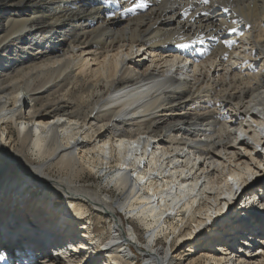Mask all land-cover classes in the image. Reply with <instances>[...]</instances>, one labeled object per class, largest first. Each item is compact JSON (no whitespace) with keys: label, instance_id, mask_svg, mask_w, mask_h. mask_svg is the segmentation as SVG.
<instances>
[{"label":"bare ground","instance_id":"obj_1","mask_svg":"<svg viewBox=\"0 0 264 264\" xmlns=\"http://www.w3.org/2000/svg\"><path fill=\"white\" fill-rule=\"evenodd\" d=\"M138 2L0 0L2 264H264V0Z\"/></svg>","mask_w":264,"mask_h":264},{"label":"rangeland","instance_id":"obj_2","mask_svg":"<svg viewBox=\"0 0 264 264\" xmlns=\"http://www.w3.org/2000/svg\"><path fill=\"white\" fill-rule=\"evenodd\" d=\"M111 20H113V22L114 21H116V22H119V24L121 25V23H122V21H124V20H120V19H118V18H113V19H111ZM115 25V24H114ZM32 44H34L33 42H32ZM9 48V47H8ZM7 48V49H8ZM11 49H14V47L13 48H11ZM30 49L31 48H29V52H30ZM35 51V48H34V50L32 51V52H34ZM1 55H0V58H2L3 60H11V59H16V54H15V52L14 53H12V52H10V48H9V50L6 52V51H4V52H1L0 53ZM10 54H12V57H10L9 55ZM10 57V58H9ZM11 141H14V139L13 138H11ZM10 150H14V151H10ZM16 148L15 147H13V145L11 144V146L8 148V151L9 152H11L12 154H15L16 153ZM19 158H21V160H23L24 161V164L25 165H27L28 166V164H30L29 163V161L25 158V156L24 155H22L21 157L20 156H18ZM30 159H33V157H31L30 156ZM17 165H20L19 163H17ZM15 169V168H14ZM52 176H57L56 174V172L55 171H53V173H50ZM34 177H37V179L38 180H40V181H46V179H44V178H42V177H40L39 175H38V171H35L34 172ZM85 177V179H86V181H89V182H95L96 184H100V185H103V182H101V180L102 179H97L96 177L94 178L93 176H90V177H88V175L86 176H84ZM87 177V178H86ZM3 178H5L4 176H2V174H1V169H0V182L2 181V179ZM92 178V179H91ZM261 178H259L258 180H260ZM99 180V181H98ZM15 181V178H13L10 182H9V184L6 186V187H10V185L13 183ZM28 182H30V183H34V180H32V179H28L27 180ZM35 187H32V188H34V189H37L38 188V186L37 185H35V184H33ZM260 186H262V185H259V187ZM261 189V188H260ZM40 195H41V193H40ZM54 201V200H53ZM247 201V200H246ZM246 201L244 202V204H246ZM247 205V204H246ZM121 216H122V218H123V222H124V229L126 230L127 229V227H128V224H127V222L129 221V218H125L124 217V215L121 213ZM19 217V216H18ZM21 218V217H20ZM90 220L91 221H89V228H90V230L92 231V230H100V235H97L96 233H94V235H92L91 236V238L92 239H94V237H101V238H106L107 236H108V230H107V223H108V221L105 219V218H103V219H101V222H100V218L95 214V213H93L91 216H90ZM6 221V222H5ZM4 222H2V223H0V231L4 228V230L6 231V233H4V237H8L7 239H8V241H9V237H10V235H11V233H13L14 232V228L11 226V224L10 225H8L9 224V220H5ZM5 226H7V227H5ZM88 226V225H87ZM106 226V227H105ZM12 227V228H11ZM13 230V231H12ZM102 231V232H101ZM1 234V233H0ZM8 235V236H7ZM1 237L3 236L2 234L0 235ZM219 236H221V234H219ZM0 237V238H1ZM224 237H226V235L224 236ZM133 252L137 255V257L135 258V262H136V264H142V259H141V255H139L140 253L139 252H137L136 250H134L133 249ZM190 257V256H189ZM198 256L197 255H194V256H191L190 257V259H196Z\"/></svg>","mask_w":264,"mask_h":264},{"label":"snow or ice","instance_id":"obj_3","mask_svg":"<svg viewBox=\"0 0 264 264\" xmlns=\"http://www.w3.org/2000/svg\"><path fill=\"white\" fill-rule=\"evenodd\" d=\"M107 3H112V0H106ZM201 3L208 5L210 4V0H201ZM148 5L145 3V0H139L138 3H134L132 7L125 9V11L127 12H134L136 11V9H143V8H147ZM105 11L102 9V12ZM224 11H227V9H225ZM115 12L111 13V16H115ZM202 17H210V13L209 12H204L202 14H199ZM208 22H211L210 20ZM206 30L205 26H200L197 25L195 22H193L192 24H188L187 26L184 27V31L186 33H192V35L195 37L194 39L191 40V43H180L177 44L176 46L178 48H182V49H186L191 47L192 45H203L205 42V38L204 36L198 35V33H202ZM230 31L232 33L236 32L235 28L230 29ZM209 39L212 40H218L219 37L217 36H211L208 37ZM227 44H233L234 41L232 40H226L225 41ZM143 179V178H141ZM253 196H255L257 199L255 201H246V203H255L256 207L259 208H264V192H257V193H253ZM0 251H3V249H0ZM21 252L23 253V250H21ZM43 257H41L42 259ZM5 259V257L3 255H0V260ZM20 260V264H24V257L23 255L19 258Z\"/></svg>","mask_w":264,"mask_h":264}]
</instances>
